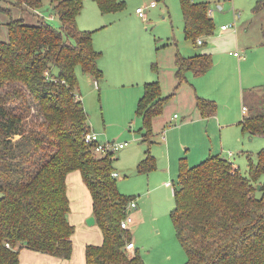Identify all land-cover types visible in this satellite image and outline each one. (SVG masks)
<instances>
[{"label":"trees","instance_id":"trees-1","mask_svg":"<svg viewBox=\"0 0 264 264\" xmlns=\"http://www.w3.org/2000/svg\"><path fill=\"white\" fill-rule=\"evenodd\" d=\"M95 1L102 13L125 5L124 0ZM11 3L30 8L36 23L11 18L8 38L0 40V264H19L23 246L71 256L75 225L68 219L66 178L72 170L80 171L90 192L103 236L101 244L86 245V264H145L137 249L126 247L132 239L120 221L133 198L119 190L112 175V151L96 156L97 142L84 137L91 129L77 70L96 80L103 70L93 31L77 24L83 0H50L57 27L39 12L42 0ZM179 3L187 38L195 42L214 33L207 0ZM252 12L263 15L264 37V0H255ZM174 62L179 84L188 70L206 72L212 57L200 53L186 58L177 50ZM151 68H156L154 62ZM174 92L163 96L159 80L143 84L136 113L148 147L153 118ZM242 98L247 108L239 120L242 131L264 136V84L243 90ZM196 107L205 117L217 110L216 102L204 97H197ZM246 158L245 172L220 154L193 165L180 158L170 217L186 253L184 264H264V147ZM136 167L143 172L155 167L148 148Z\"/></svg>","mask_w":264,"mask_h":264},{"label":"rangeland","instance_id":"rangeland-1","mask_svg":"<svg viewBox=\"0 0 264 264\" xmlns=\"http://www.w3.org/2000/svg\"><path fill=\"white\" fill-rule=\"evenodd\" d=\"M11 1L0 0V6L9 8V10L0 9V40L8 38L6 23L11 18H22L27 23H36V17L30 8L22 9L12 4ZM42 1L39 12L53 25L59 26L58 16L52 11L50 0ZM124 1L123 8L102 13L95 0H83L81 12L77 16L78 27L82 30H92L96 45L114 37V30L122 26L130 27L131 30H135L131 39L133 43L138 41L137 37H143L145 43L153 45L155 51L159 53L153 60L159 69L164 65H170L173 47H177L180 54L188 58L194 55V47L199 50L213 43V40L203 38L202 44H198L197 40L194 43L185 36L179 0ZM151 1H155V6L149 5ZM254 2L255 0H209L210 8L213 10V36L217 34L221 23H234L236 34H239L237 35L240 40L239 45H234L235 35H233L232 43L230 41L218 42L220 49H216L222 51V47L227 48L226 53H220V55L229 60L228 65L232 64L236 85L228 81L221 82L218 85L219 91L210 94L212 97H206L213 98L216 102L217 113L225 108L224 114L234 119V122L227 127L233 132L224 139L226 151H220V153L239 166L242 172L246 171L247 153H256L264 147V136L250 137L247 132L242 131L239 125V120L244 114L241 109L243 102L238 99L237 93V84H241L240 67L229 56H234L233 52L236 51L244 54L246 58L247 52L244 50L247 49L242 47L241 42L245 38L250 40V43L262 39L263 15L252 12ZM135 7H143L145 16H139ZM235 9L240 10V17L235 16ZM229 30L232 31V29ZM117 41L124 44L125 38L119 36ZM250 47L251 45L248 46ZM252 48L257 50L250 61L244 62L242 66L244 83L246 82L245 77L258 68L255 58L264 52V46L261 47L259 44L257 46L252 44ZM99 50L102 51V49ZM161 71L164 74V70ZM77 74L78 92L82 95L90 129L97 134L98 141L101 143L127 141L124 147L112 150V166L113 171L117 172L115 178L119 190L132 197L137 203L136 208H132L135 222L132 221L129 226L130 238L135 243V249L140 252L145 264H184L186 253L176 236L170 217V210L174 205L172 181L176 180L180 158H184L188 164L193 165L206 159L211 154L209 152L211 148L219 146V130L213 126L207 130L206 121L184 123L183 121H186L189 115L184 109L187 98L174 86L167 85L163 78L162 95L175 92L165 101L161 114L155 116L152 123L153 141L148 143V147L147 142L142 140V118L136 113L137 102L142 92L135 95V87L109 82L105 77L98 79L96 86L95 82L88 79L80 69L77 70ZM209 74L207 73L205 78H208ZM200 75L202 74L198 76ZM260 83L264 84V81ZM255 85L256 88H250L252 86L245 84L242 89L245 92L255 91L257 88L259 90L260 84ZM174 113L177 115L174 116ZM147 148L155 157V167L146 172L138 171L136 165L144 156ZM228 150H232L233 154L229 155ZM94 152L96 156L106 153L105 151ZM168 154L174 163L172 164V171H174L172 175L166 170L169 162ZM70 200L72 202L70 213L76 218L82 205L86 203L85 197L76 194L71 196ZM78 223L74 224L76 232H100L97 225L89 224L84 225L87 228L86 231H81Z\"/></svg>","mask_w":264,"mask_h":264},{"label":"crops","instance_id":"crops-1","mask_svg":"<svg viewBox=\"0 0 264 264\" xmlns=\"http://www.w3.org/2000/svg\"><path fill=\"white\" fill-rule=\"evenodd\" d=\"M207 1L209 5V0ZM218 6L220 7L221 5H218ZM135 11H136V7H135ZM237 11H240V10H237ZM209 12L212 16L213 10L210 8V5H209ZM240 15H241V12H240ZM222 24H225V23H221V25ZM221 25H220V28L217 29V34L215 36H213L214 34L213 33L212 35L205 37L206 40L208 39L213 40V43L211 44V46L210 45L204 46L203 48L199 50H197V48L194 47V55L200 54V53L210 54V56L212 57L211 67L206 72H204L205 74H202L200 76H198L199 74H195L190 70L186 71L185 80L179 84L177 83L178 79L175 76L176 66L174 62V54L178 50L177 47H173V50L171 52L172 60L169 66L164 65L161 69H159V67L156 65V68L153 69L151 68V64L153 62L155 63V61L153 60L159 53L155 51L153 45L148 44V42L145 43V41L142 39L143 37L138 38L136 36L138 41L136 43H133L131 39L133 36L132 34H134L135 30H131L130 27L122 26L119 29L114 30L113 31L115 33L114 37H112L111 39L103 43H99L98 45L95 44L94 39H93L94 46L97 49H102L103 51V52L101 51L102 54H101V57L99 58V65L103 70L102 77H105L107 81L116 82L118 84H124V86L131 85L135 87L134 89L135 95L141 94V92H143V90H141V88H143V84L151 80H159L161 86H163L162 80L163 78H165L167 85L170 84L172 87L173 86L176 87L178 85L176 89H178L180 93H183L187 98L184 103L185 105L184 109L188 112L189 115H188V119L186 121L184 120L183 122L188 123L190 121L194 123V121H202V122L206 121L207 130H209L210 126H213L215 127V129H218L219 136H220L219 146L211 148L209 152H211V154H220V155L222 154L220 153V151H223V152L226 151V145H225L224 139L227 138L231 132H233L227 127L230 126L234 122V119H231L230 117H227L224 114L225 108L220 109L218 113L216 111L212 115H209L206 117L202 116L198 108L196 107V100H197V97H204V98H207L206 96L212 97V95L210 94H215L216 92L219 91L218 85L221 82L228 81V83L231 82V84L236 85V77H235L234 68L231 67L232 64L228 65L229 60L224 59L220 55V53H226L227 48L222 47V51L216 50V49L217 48L220 49L218 42L230 41L232 43L231 38H233L232 37L233 35H235L234 45H239L240 40L238 39V36H237L239 34H236L237 32L235 31V27L221 29ZM248 25H250V23H248ZM229 29H232V31ZM119 36L125 38L124 44L118 43L117 38ZM199 38H197L196 42L198 44H202L203 41L201 43L198 42ZM145 39H146V36H145ZM241 43H242V47H245L247 49V50H244L245 52H247V57L244 58V54H239L238 57H236L237 55L234 54L236 51L233 52L234 56L230 55L229 57L232 60H234L235 64H238V67H240L241 84H237V87H238L237 93H238V99L242 100L243 102L242 86L246 84L247 86H252L250 88H256L257 86L255 84L259 83L260 85H262L263 83H260V82L264 81V52L261 54V56L258 55L255 58L256 59L255 63L257 65L256 67L258 68H256V70L252 71V73H250L249 75L245 77L246 78L245 83H244V79L242 75V66L244 62L250 61V58L252 57L253 53L257 50L255 48H252V44H255L256 46L259 44L261 45V47H263L264 37L262 36V39L255 40L254 43H250V40L245 38V40L242 41ZM249 45H251L250 48H248ZM154 46L156 48V45ZM230 52H231V49L228 50L229 54ZM242 58L243 60H241ZM162 69L164 70V74L161 71ZM207 73H210V74L208 78H205ZM84 75H86L88 79L94 81L95 85L97 86L98 79L97 80L93 79L87 74H84ZM79 94L82 98V95L80 92ZM210 99H213V98H210ZM243 105L245 104L242 103V106ZM242 106H241V109H242ZM154 119L155 117L153 118V121ZM247 134L250 137L256 136V135H251L249 133ZM152 141L153 139L151 140V142ZM228 152H229L228 153L229 155L233 154L232 150H228ZM168 158H169V162L167 164L166 170H168V173L172 175L174 172L172 171V164L174 163L170 159L169 154H168ZM233 165L239 168V166L235 165L234 163ZM178 168H179V163H178ZM66 181H67V194H68L69 200L71 196H74L77 194L78 196L83 195L86 201V203L82 205L80 212L78 213V216L74 218L69 212L68 219L72 224H76V222H79L78 223L80 224L79 227H81L79 229H81V231H86L87 228H85L86 226H84L85 224L88 225L86 222V218L89 215H93L92 200H91L90 192L87 186L85 185L79 170L70 171L67 175ZM68 181H69V185H68ZM71 204L72 202L70 200V209H71ZM131 215L133 217V222H135V218L132 214V209H131ZM89 225L96 226L97 224L95 222ZM102 241H103V236H102L101 230L100 232H76L75 231L72 235L73 252L69 258H60V257H57L49 253L33 250L26 246H23L19 250V264H86V257H85L86 245L90 243L101 244ZM133 249L135 250V247Z\"/></svg>","mask_w":264,"mask_h":264},{"label":"built area","instance_id":"built-area-1","mask_svg":"<svg viewBox=\"0 0 264 264\" xmlns=\"http://www.w3.org/2000/svg\"><path fill=\"white\" fill-rule=\"evenodd\" d=\"M155 1H151L150 2V6H155ZM136 12L139 14V16L144 17L145 16V11L143 7H136ZM235 16L239 17L240 16V11L235 10ZM234 27V23H228V24H222L221 25V29H227V28H233ZM198 42H202V40L199 38ZM234 54L239 55V53L235 52ZM242 111L245 112L246 111V106L243 105L242 106ZM177 114L175 113L174 116H176ZM85 140L87 142L90 141H96L97 143L95 144V146L93 147L94 151H112L116 148H121L124 147L127 144V141H123V142H106V143H101L98 141V137L97 134L94 131H87L85 133ZM113 152V151H112ZM112 175L115 176L117 175V172L112 171ZM136 202L134 199H131L128 204H127V209L130 210L129 212L127 211V214L125 217L122 218V220L120 221L121 227L123 229H129V226L131 224V222L133 221V217L131 215V209L136 207ZM8 245V243H6ZM126 247L128 249H133L135 247V243L133 240L126 242Z\"/></svg>","mask_w":264,"mask_h":264},{"label":"water","instance_id":"water-1","mask_svg":"<svg viewBox=\"0 0 264 264\" xmlns=\"http://www.w3.org/2000/svg\"><path fill=\"white\" fill-rule=\"evenodd\" d=\"M260 187V184L257 185V188ZM130 210H128L129 212ZM86 222L87 224H93L95 223V218H94V215H89L87 218H86Z\"/></svg>","mask_w":264,"mask_h":264}]
</instances>
